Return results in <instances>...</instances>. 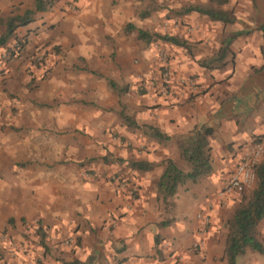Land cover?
Segmentation results:
<instances>
[{
	"label": "crops",
	"instance_id": "crops-1",
	"mask_svg": "<svg viewBox=\"0 0 264 264\" xmlns=\"http://www.w3.org/2000/svg\"><path fill=\"white\" fill-rule=\"evenodd\" d=\"M60 1L18 30L30 47L45 40V30L52 27L51 43L61 45L70 65L83 60V66L105 82L95 98L86 99L80 92H91V86L65 83L70 72L62 69L63 63L49 66L48 77H37L25 88L21 119L12 115V101L0 91V264H63L89 258L91 264H227L225 222L239 200L237 195L221 198L218 192L241 151L264 133L261 48L259 53L232 55L235 65L227 64L225 55L220 66L214 51L199 47L206 41L218 44L221 21L208 17L198 23L185 15V25L172 33L182 44L156 42L167 50L171 64L166 94L158 87L154 48L142 51V67L134 64L139 46L128 39H141L124 28L132 23L145 29L130 19L134 8H123L118 0ZM33 8L34 0H0L2 17ZM135 10L143 17L137 6ZM188 24L196 29L187 31ZM124 77L146 82L147 92L128 97L136 91L131 85L127 97H121L137 127L122 121L119 96L107 84L108 79L120 84ZM183 78L193 84H180ZM84 101L111 107L117 116L91 118L88 109V117L81 118ZM201 126L213 129L208 137L211 172L179 185L165 200L157 186L165 161L190 171L180 146L191 143ZM80 137L91 142L77 143ZM92 140L99 145L93 146ZM92 154L100 156L97 168L83 162ZM134 161L152 167L140 170L131 165ZM119 180L126 187L119 186ZM130 187L135 188L133 195L128 194ZM198 213L209 218L203 232ZM258 228L264 236V221ZM196 242L201 243L197 249L192 247ZM244 256H251L249 264H264L257 252L247 250Z\"/></svg>",
	"mask_w": 264,
	"mask_h": 264
},
{
	"label": "rangeland",
	"instance_id": "rangeland-1",
	"mask_svg": "<svg viewBox=\"0 0 264 264\" xmlns=\"http://www.w3.org/2000/svg\"><path fill=\"white\" fill-rule=\"evenodd\" d=\"M60 1V0H59ZM56 0V6L59 2ZM61 2V1H60ZM59 2V3H60ZM116 3H121L123 8H134L133 16H130V19L133 18L135 23L139 26H144L145 30L151 33H160V34H167L172 35L173 30L175 32L179 30V28L185 25V21L187 17L185 15H192L196 18L195 21L198 23L202 20H208L207 15L200 14L198 12L192 11L188 14H184V10L189 6H201V7H212L222 10H227L235 17V21L232 23L224 24L222 22H218L219 29H218V44H214L211 46L210 42L206 41V45L199 47L200 50L207 49L209 52L214 51V55L219 56L221 49H225L227 47L226 58L227 64L235 65L236 61L231 57L232 55L240 56L241 53H259L260 48L263 44L262 40V32L259 30V26L264 23V0H227L226 3L218 5L211 0H118ZM138 7V10L143 14L146 13V16L139 17L136 14L135 7ZM137 10V11H138ZM148 13V14H147ZM148 15V16H147ZM2 17V16H0ZM189 20V19H188ZM192 20V19H191ZM196 24V23H192ZM190 24L186 25L189 26ZM197 25V24H196ZM198 26V25H197ZM200 26H198L199 30ZM19 29V28H18ZM16 30L15 36L10 39L9 43L7 44L6 48H0V91L3 92L4 96L7 99L12 101V115L19 116L20 119L24 114H21L22 107L21 103L24 99H26V90L25 88L29 84H33L36 82V78H46L48 74H42L39 70L40 64L38 61V57L42 56L45 62L41 63L45 66H51L54 68L59 63H63V70L70 72V77L65 74L64 82L65 83H81L87 84V86H91L93 90L91 92L87 88L86 91H81V95L88 99L90 96L91 98H95V94L98 93L97 89L99 88V84L105 82V80L99 76L91 75L87 71H80L70 65V58H68L67 53L61 48V45L57 43H51V32L52 27H48L45 30V40L41 41L40 43H33L30 47L27 46V40L24 39V36L21 30ZM177 29V30H176ZM196 33H199L198 31ZM242 32V33H238ZM194 33V34H196ZM203 34V33H202ZM204 35V34H203ZM21 40L23 43V47H19L20 45L18 42ZM49 40V41H47ZM137 39H128L130 44L132 41L134 42L135 46H139L137 48V58L134 61V64H139L140 67L143 66L142 64V51H145L147 48L151 49L154 48L156 53V62L155 69L157 72V79L161 72H163L162 61L161 57L158 56L159 52L164 53L166 64L169 70H171L170 59L168 58L167 50L164 47L156 44V42H163L160 39H154L150 44H144L141 40L139 42L136 41ZM39 42V41H38ZM228 45V46H226ZM196 48L198 46L196 45ZM13 55H10V52H13ZM61 57V58H60ZM36 61V62H35ZM164 62V63H165ZM37 63V64H36ZM217 64H221L220 61L216 62ZM216 63H214L216 65ZM76 66H83V61H78V65ZM41 73H40V72ZM51 71V70H50ZM41 78V79H42ZM122 80L119 85L120 86H127V91H129V87L134 85L136 88L135 92H126L123 95V98L133 97L142 94L143 92H147L145 86V80L142 78L138 79H125ZM190 79V78H188ZM28 82V83H27ZM155 82V81H154ZM158 82V81H157ZM96 84V86H93ZM33 87H29L32 89ZM31 90H29L30 92ZM142 92V93H141ZM67 93V91H64ZM75 93H78L75 91ZM62 94V92H60ZM35 100V99H33ZM80 101V100H79ZM77 101V102H79ZM92 104V107H87V105ZM17 105L19 107H17ZM83 108L80 117H88L87 110H91L90 117L91 118H100L105 115L109 117L111 120V116H117L115 110L111 107L108 108H101V106H96L93 102H83ZM12 127H17V131L21 129V125H11ZM78 130V129H77ZM80 132H83V129H79ZM64 133H61V135ZM82 134V133H81ZM91 142V140H89ZM88 140L80 137L76 138V142L78 143H88ZM118 141V140H117ZM119 142V141H118ZM120 143V142H119ZM123 143V141H122ZM92 144L99 145L96 140H92ZM127 145V143H126ZM81 148L83 145L79 144ZM84 164L90 165V163H94L95 168L100 165L99 155L92 154L91 156L84 157ZM93 161H88V160ZM261 161V160H260ZM108 162V161H107ZM91 166H87L86 171L90 169ZM99 169V168H98ZM252 189V188H251ZM251 189L245 190L240 195H237L238 200L240 201L243 196H246ZM238 201V202H239ZM237 202V203H238ZM234 207V206H233ZM233 209V208H232ZM232 212V210H231ZM231 214V213H230ZM259 237L264 242V236L261 235L260 230ZM247 251V250H246ZM245 251V252H246ZM253 252V251H252ZM247 259L249 261H247ZM250 257H246L243 255L238 256L236 259L235 264H249L252 263L250 261ZM245 260V261H244ZM228 264V263H227ZM255 264H257V260H255Z\"/></svg>",
	"mask_w": 264,
	"mask_h": 264
},
{
	"label": "trees",
	"instance_id": "trees-1",
	"mask_svg": "<svg viewBox=\"0 0 264 264\" xmlns=\"http://www.w3.org/2000/svg\"><path fill=\"white\" fill-rule=\"evenodd\" d=\"M218 5L224 4L227 0H211ZM56 0H34V8L26 9L22 14H11L6 17H0V48H6L10 39L15 36L16 30L31 23L37 13H42L50 10L55 5ZM198 12L207 15L212 20L221 21L223 23H232L235 17L228 11L201 6H189L184 10V13ZM146 14V13H145ZM145 14L142 13L141 16ZM125 32L136 31L137 37L150 44L154 39H160L164 42L174 44H182L176 36L151 33L145 29L137 28L132 23H127L124 28ZM262 32L263 44L261 46V53L264 59V23L259 26ZM19 47H23L21 40L18 42ZM228 46V45H226ZM227 52V47L221 49L217 61H220V66L223 65V60ZM10 52V55H13ZM83 61V60H81ZM45 62L44 58L42 63ZM42 74L49 70V66L38 64ZM264 66V64H263ZM77 70L91 72L96 76H101L98 72L90 71L85 65L74 66ZM107 84L119 96L118 115L122 121L129 127H137V123L125 111V105L121 97L127 92V86H120L115 81L108 79ZM152 128V132L158 131ZM213 133V129L207 126H201L196 129L195 135L191 143L182 144L181 154L184 158L190 161L191 169L184 172L176 167L171 159L165 161V170L158 181V190L163 195L165 200L173 197L179 185L187 182H197L201 177L211 172V154L208 145V137ZM163 138L161 134H157ZM92 161V160H90ZM131 165L140 170H148L152 164L145 161H134ZM264 221V160L260 161L256 168V182L253 188L246 196L236 203L232 209L230 216L225 222L227 229L224 247V259L228 264H235L238 256L245 253L246 250L257 252L264 256V242L259 237L258 227ZM91 258L86 262H64L63 264H91Z\"/></svg>",
	"mask_w": 264,
	"mask_h": 264
},
{
	"label": "built area",
	"instance_id": "built-area-1",
	"mask_svg": "<svg viewBox=\"0 0 264 264\" xmlns=\"http://www.w3.org/2000/svg\"><path fill=\"white\" fill-rule=\"evenodd\" d=\"M196 29V26H189L187 31H191ZM159 57H161L163 72L160 73L157 81L159 90L168 93L171 87V70L168 69L166 64L165 55L162 52H159ZM39 63H42V56L38 58ZM165 62V63H164ZM42 65V64H41ZM44 65V64H43ZM188 84L192 85V81L189 79H181L180 84ZM264 153V133L258 135L249 145H247L240 154L239 161L235 166L234 170L230 174V176L226 179L224 185L219 190L218 195L221 198L230 197L233 195H240L245 190L253 188L256 182V168L258 163L261 160V157ZM112 180H116V177L112 176ZM119 186L126 187L125 182H121L119 180ZM135 191L134 187H130L128 189V194L133 195ZM197 218L201 222L202 232L204 231V227L208 224L209 218L207 215L203 213H198ZM201 243L196 242L192 245L193 248L197 249L200 247ZM136 264V263H131Z\"/></svg>",
	"mask_w": 264,
	"mask_h": 264
}]
</instances>
